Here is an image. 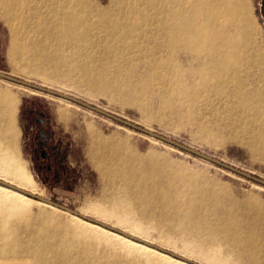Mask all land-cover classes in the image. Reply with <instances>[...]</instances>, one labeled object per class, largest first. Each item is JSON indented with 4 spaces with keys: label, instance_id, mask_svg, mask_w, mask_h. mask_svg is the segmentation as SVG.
<instances>
[{
    "label": "bare ground",
    "instance_id": "1",
    "mask_svg": "<svg viewBox=\"0 0 264 264\" xmlns=\"http://www.w3.org/2000/svg\"><path fill=\"white\" fill-rule=\"evenodd\" d=\"M251 17L250 0H0V18L11 32L9 58L31 75H48L47 63L67 59L90 75L84 77L91 90L117 103L141 106V99L156 94L163 108L188 120L206 111L213 121L241 129L235 136L248 138L252 154L264 160V40ZM16 99L0 93V167L16 187L37 195L33 178L14 157ZM70 110L61 109L58 119L64 123ZM87 133L104 190L99 205L83 215L164 218L223 239L247 260L264 258L260 202L227 208L188 173L168 172L169 166L117 136L105 138L92 127ZM32 205L42 210L35 213ZM60 213L66 212L0 186V264L192 263L123 231L142 243L74 216L77 224H69Z\"/></svg>",
    "mask_w": 264,
    "mask_h": 264
},
{
    "label": "rangeland",
    "instance_id": "2",
    "mask_svg": "<svg viewBox=\"0 0 264 264\" xmlns=\"http://www.w3.org/2000/svg\"><path fill=\"white\" fill-rule=\"evenodd\" d=\"M99 1L106 5L109 0ZM250 4L251 18L257 23L264 40L262 0H250ZM10 47L11 32L9 26L0 18L1 73L78 98L264 180V160L262 157L252 154L253 151L250 148L248 138H238L243 134L241 129L213 121V117L207 116L206 111L199 112L195 117L188 120L187 116L180 113L179 110L171 111L163 108L161 100L156 94L147 99H141V106L117 103L110 96L91 90L87 81L88 78L85 79L86 77H84L88 75L85 70L82 72L83 69L73 65L67 59L62 60L58 66L46 62L47 65L50 64L45 67V69H49L48 73L50 74L48 75H31L28 70L23 69L19 59L11 60L9 58ZM0 93L10 94L17 98L18 105L16 106L14 122L16 130H19L17 131L19 136H17L18 140L16 139L17 144H14V152L16 153L14 157L20 161L19 163L33 178L37 195L46 200L82 214L86 212L85 210L96 208V205H99L98 200L103 193L104 184L99 171L92 165L88 153L91 145L87 132L88 128L92 127L103 137L117 136L128 142V145L132 149L134 148L133 150L137 153L148 156L153 162L158 163L160 161L162 166H169L168 172L188 173L192 177L193 183L206 184L210 189L217 192L223 203L228 206L227 208L238 203L251 202L258 204L260 202L264 206V187L175 147L126 129L122 125L94 114L83 107L72 104L70 107L66 101L2 80H0ZM67 108L68 110L71 109L70 118L63 123L58 119V115L61 109L66 110ZM43 119L45 124L41 123ZM204 126L208 130V138H206V132L204 134ZM86 127L88 128L86 129ZM42 132L49 139V143L57 147L64 164L65 175L53 177L47 171L42 170L43 158L37 144L42 141ZM36 149L37 151H35ZM2 167H0V179L16 186L13 184V178L8 176ZM130 206V203L126 204L127 208ZM42 208L46 212H51L48 207ZM32 209L35 213L42 210L38 205H32ZM86 216L147 241L163 249L164 252L158 250L162 254L171 256L169 253H173L191 260L192 263L190 262V264L193 262L197 264H264L263 257L250 261L245 259L244 255H238L236 250L229 247L219 237L213 239L201 232L179 229V222L173 226L164 218L155 219L151 215L136 214H130L127 221L102 220L91 213H87ZM60 217L64 222L72 225L77 224L67 213H60ZM165 262L159 259L157 264H167Z\"/></svg>",
    "mask_w": 264,
    "mask_h": 264
},
{
    "label": "water",
    "instance_id": "3",
    "mask_svg": "<svg viewBox=\"0 0 264 264\" xmlns=\"http://www.w3.org/2000/svg\"><path fill=\"white\" fill-rule=\"evenodd\" d=\"M0 80L6 81L8 83L16 84V85H19V86L27 87V88H30V89H32L34 91H37V92H40V93H43V94H46V95H50V96H53V97H56V98L67 100V101H69V102H71V103H73V104H75L77 106H80V107H83L84 109H87L88 111H90V112H92L94 114L100 115V116H102V117H104V118H106V119H108L110 121H113V122H115V123H117L119 125H122L123 127L131 129V130H133L135 132H138V133H141L143 135H146L147 137H150V138H153L155 140H158V141H160L162 143L170 145L171 147H175V148H177V149H179V150H181L183 152L189 153V154H191V155H193V156H195V157H197V158H199V159H201V160H203V161H205L207 163H210V164H213L215 166H218V167H221L223 169H226V170H228V171H230L232 173H235V174H237V175H239L241 177H244V178H246V179H248L250 181H253L254 183L264 187V180H262V179L256 178V177H254V176H252V175H250V174H248V173H246L244 171L236 169V168H234V167H232L230 165H227V164H225V163H223V162H221V161H219L217 159L209 157V156H207V155H205L203 153H200V152H198L196 150H193V149H191L189 147L181 145L180 143H177V142H175L173 140H170V139H168L166 137L158 135V134H156V133H154V132H152V131H150L148 129L140 127V126H138V125H136V124H134L132 122H129V121L125 120V119H122V118L110 113L109 111L100 109L99 107H96V106H94V105H92L90 103L84 102V101H82V100H80L78 98L72 97L70 95H67V94H64V93H61V92H58V91H54L52 89L46 88V86L44 87V86L36 85V84H33L30 81H24V80L12 77L10 75H7V74L1 73V72H0ZM0 186L8 188V189L13 190V191H16V192H18L20 194H23L26 197L31 198V199H33L35 201H39V202L48 204L50 206L56 207V208H58V209H60V210H62L64 212H66L70 216L77 217V218L82 219V220H84L86 222H89L91 224L98 225V226L103 227V228H105V229H107L109 231H113L115 233H118V234H120V235H122L124 237H128L132 241H135L137 243H142V242H140V241H138L136 239L130 238L129 236L121 233V231H119V230L112 229V227H110V226H108V225H106V224H104V223H102L100 221L94 220V219H92V218H90V217H88L86 215H83L82 213H79V212H77L75 210H72V209H69L67 207H64V206H62V205H60L58 203L46 200L43 197H40V196H38V195H36L34 193H31L29 191L20 189V188L14 186V185H11V184H9V183L1 180V179H0ZM155 249H157V250H159L161 252H164V250L161 249V248L156 247ZM169 254L172 257L178 258L173 253H169ZM178 259H180V258H178Z\"/></svg>",
    "mask_w": 264,
    "mask_h": 264
},
{
    "label": "flooded vegetation",
    "instance_id": "4",
    "mask_svg": "<svg viewBox=\"0 0 264 264\" xmlns=\"http://www.w3.org/2000/svg\"><path fill=\"white\" fill-rule=\"evenodd\" d=\"M262 12L264 15V0H262ZM42 124H45V120H41ZM42 141H39L38 150L40 151L41 157L43 158V163L41 164L42 170L47 171L53 177H59L61 174L65 175L66 171L64 169V164L62 163L61 155L57 147L49 143V139L46 138V135L41 133ZM37 151V149L35 150Z\"/></svg>",
    "mask_w": 264,
    "mask_h": 264
}]
</instances>
